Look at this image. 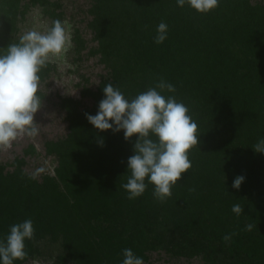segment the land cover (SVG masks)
Segmentation results:
<instances>
[{
	"label": "trees",
	"instance_id": "16d2710c",
	"mask_svg": "<svg viewBox=\"0 0 264 264\" xmlns=\"http://www.w3.org/2000/svg\"><path fill=\"white\" fill-rule=\"evenodd\" d=\"M6 1L0 0L4 4L0 5V17L8 38L0 39V54L6 53L9 44L19 42L14 39H18L16 24L25 15L14 2L17 0H8L7 6ZM91 1V8L84 11L92 15L88 26L98 46L90 54L96 56L100 49L98 65L104 69L96 74L97 91L84 87L82 94L91 95L94 103L89 106L75 99L63 103L69 132L62 139L45 143L46 152L57 158L54 176L37 181L22 167L4 173L0 165V236L5 234L6 238L12 225L31 219L34 237L25 240L27 254L39 252L35 241H42L45 235L60 241L66 252L85 246L95 253L94 245L104 242L98 237L89 239L87 222H79L103 203L104 210H126V215L116 211L118 214L107 216L104 229L117 231L120 223L125 225L134 217L140 223L145 216L152 224L161 215L166 222L159 224L169 226L161 235L164 242L179 249V255L199 254L200 231L220 222L221 213L231 214L233 205L247 209V224L264 211V154L253 150L264 139V0H219L218 7L206 14L187 3L181 8L177 0ZM161 21L168 25L167 39L156 44L154 37ZM86 48L79 33L75 51ZM42 70L47 74L50 68ZM161 79L175 87V92L161 94L184 103L198 125L199 144L188 154L192 167L163 203L154 197V186L147 179L142 196L112 203L107 197L114 191L123 192L125 182L117 179L115 185H106L107 171L120 170L118 173L129 177L127 161L134 154L138 137L126 141L123 130L101 132L88 122L85 113H97L107 83L119 87L131 100ZM237 176L245 178L238 190L232 186ZM189 213H196L195 217ZM74 216L80 221L75 222ZM70 220L74 224L69 225ZM245 227L242 225V232ZM243 240L250 243L252 238L247 234ZM121 241L112 244L117 256L105 252L106 259L112 257L111 263L122 264L123 259H116L125 249ZM217 249L210 256L220 259V264L264 262V253L254 257L240 252L235 256L230 249ZM105 254H92V261L83 264H102Z\"/></svg>",
	"mask_w": 264,
	"mask_h": 264
},
{
	"label": "clouds",
	"instance_id": "9594fccd",
	"mask_svg": "<svg viewBox=\"0 0 264 264\" xmlns=\"http://www.w3.org/2000/svg\"><path fill=\"white\" fill-rule=\"evenodd\" d=\"M186 3L196 12L206 14L218 7L219 0H177L181 8ZM156 33L154 42L162 44L167 39L168 25L161 21ZM70 47L71 37L65 24L54 20L45 32L26 31L18 43L9 44L6 53L0 54V150L10 149L19 138L39 135V124L34 119L42 107L38 95L39 73L50 58L62 56ZM165 90L175 92V87L161 79L155 87L129 100L119 87L107 83L97 113H85L88 122L101 132L123 130L126 141L134 135L138 137L133 146L134 154L127 161L130 175L127 183L121 185L130 200L143 195L147 179L154 186V197L165 202L182 174L192 167L188 154L199 144L198 125L184 103L161 94ZM253 150L264 154V139L259 140ZM44 171L43 167L37 168L31 178L35 179ZM244 179L237 176L233 188L238 190ZM232 212L239 216L243 208L235 204ZM254 227L249 223L245 231H252ZM232 235L235 234L225 235L223 240L230 241ZM33 237L31 219L12 225L5 240L0 241V264L23 261L27 256L25 240ZM122 254V264H144L130 248L123 249Z\"/></svg>",
	"mask_w": 264,
	"mask_h": 264
},
{
	"label": "rangeland",
	"instance_id": "374dc122",
	"mask_svg": "<svg viewBox=\"0 0 264 264\" xmlns=\"http://www.w3.org/2000/svg\"><path fill=\"white\" fill-rule=\"evenodd\" d=\"M28 1H14L17 2V7L25 12L24 19H20L16 24L19 31L16 34L18 39L14 38L15 41L19 40L29 30L47 31L54 20L63 22L71 37V47L68 48L67 52L60 57L50 58L47 63L50 71L47 74L43 70H41L42 73H39L40 88L38 95L41 97L42 107L34 117L35 122L39 124V135L34 138L26 136L19 138L10 149L0 150V165L4 167V173L22 167V171L31 178L32 173L37 168L43 167L45 171L35 178V180L41 181L43 177L54 176L58 164L56 156L46 152L45 143L62 139L69 132L66 120L67 109L62 108L63 103L65 104L67 99H75L91 106L94 103L92 96L84 97L82 90L84 87H88L92 91H97L98 78L96 74H100L104 68L103 65L102 67L98 65L99 57H101L98 55L100 49L95 51L96 56L90 54L92 50H95L93 48L98 46L94 40V32L88 26L92 15L85 12L93 4L91 0H48L47 4L42 0H38L37 3H28ZM6 2L5 5L7 6L10 1L7 0ZM58 5H62V8L60 9ZM2 24L3 20L0 17V39L5 40L8 36L1 28ZM78 32L85 38L87 44V48L81 52L75 51ZM119 171L116 169L107 171L106 185L111 186L112 183L115 185L117 179L126 183L127 175H122L118 173ZM64 186L65 184L62 185V188ZM118 192V194L116 191L109 194L107 200H111L112 203H116L118 199L126 202L128 199L127 191L125 193L123 189V192L121 190ZM101 205L102 208L100 206L99 210L95 212L90 210L87 215L82 216L81 221L77 220L76 216L73 217L75 222L80 221L79 224L83 225L87 222L85 226L87 227L86 230L90 231L87 233L89 239L93 241L94 237H98V241L104 242L103 244L98 242L94 245L98 254H96L97 252L93 253L90 248L88 250L85 246L66 252L60 241H55L50 235H45L42 241H35L39 252L34 251L32 255L27 254L23 261H14V264H83L92 254L97 257V255H102V252L105 254V252L111 251L115 255L116 251L112 244L120 240H122L125 248L129 245V248L143 259L144 264H220V259H212L210 256L218 250L217 248L224 249V251L230 249L235 256L243 252L254 257L264 255H262L264 253V211L253 216L252 221L250 220L251 224L256 227L252 231L245 232L241 231L243 230L242 225L246 226L250 219L246 208L242 207L243 213L239 216L233 212L231 214L221 213L220 222L214 223L213 226L209 224L205 230L200 231L202 242L199 241L198 243V246L201 245L199 246L201 248L198 249L199 254L187 257L179 255V249L170 246L167 241L164 242L161 238L162 233L167 232L169 226L167 224L161 225L159 222L165 223L166 217L159 215L158 221H154L152 224L145 220V216L140 223L139 219L134 217L129 221L127 220V223L124 222L125 225L120 223L119 230L111 231L104 229L105 218L118 214L116 211L124 213L121 215H126V210L116 207L115 210L108 211L104 210L103 203ZM195 214L189 213L192 218L195 217ZM117 220L119 219L116 218L114 222L118 223ZM197 220L199 221V219ZM183 221L185 220L182 219ZM68 222L69 225L74 224L73 220ZM1 230L0 227V232ZM233 233L235 235H232L230 241L225 242L223 240L225 235ZM247 234L252 238L250 243L243 240ZM4 240L5 234L0 236V241ZM105 257L106 254L100 263L116 264L115 261L113 263L109 261L112 257L110 259ZM263 257L262 259H264ZM116 259L121 262L124 259L123 254H118ZM88 261H92L91 258ZM261 262L257 264H264Z\"/></svg>",
	"mask_w": 264,
	"mask_h": 264
}]
</instances>
